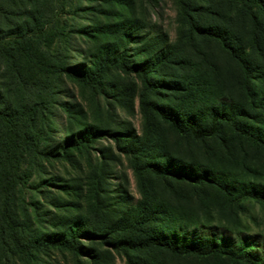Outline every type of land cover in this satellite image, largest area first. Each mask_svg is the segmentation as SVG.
I'll use <instances>...</instances> for the list:
<instances>
[{
  "label": "rangeland",
  "instance_id": "1",
  "mask_svg": "<svg viewBox=\"0 0 264 264\" xmlns=\"http://www.w3.org/2000/svg\"><path fill=\"white\" fill-rule=\"evenodd\" d=\"M211 1L207 5L195 0V12L186 6L189 0H51L41 37L34 42L36 33L8 38L11 43L22 40L20 47L31 49L25 61L34 65L37 58L50 73L51 103L43 117L29 114L26 129L43 134L41 149L65 156L45 160L24 154L20 167L27 185L38 187L26 191L25 201L37 209L21 212L16 202L11 209L26 219L27 234L66 238L78 224L82 234L81 256L50 248L23 260L9 257L8 264H246L225 256L115 247L148 237L179 241L180 230L191 222L215 227L205 236L197 232L191 243L212 241L230 251L231 240L244 239L258 245L259 253L264 249V201L230 203L209 187L179 184L159 173L219 181L229 176L230 185L264 193V150L230 138L225 127L218 140H193L146 106L178 120L191 119L200 127L214 113L244 110L250 118L241 122L264 137V105L259 108L264 98V40L244 54L257 93L250 105L246 77H241L230 52L188 30L191 20L201 27L223 26L220 17L227 0ZM116 55L129 67L143 69L145 77L161 87H147L140 76L111 63ZM64 70L92 73L103 90L91 89ZM252 116L259 120L252 121ZM80 138L94 140L87 149L66 146ZM12 195L15 201L17 192ZM135 210L140 223L129 226Z\"/></svg>",
  "mask_w": 264,
  "mask_h": 264
},
{
  "label": "trees",
  "instance_id": "2",
  "mask_svg": "<svg viewBox=\"0 0 264 264\" xmlns=\"http://www.w3.org/2000/svg\"><path fill=\"white\" fill-rule=\"evenodd\" d=\"M49 1L51 0H0V264H8L9 257L23 260V258L35 256L34 253L40 254L50 248L65 250L75 256L82 255L78 247V241L82 238V234L78 231V226L81 224L75 225L66 238H50L44 235L37 237L26 233L27 230H24L27 226L26 219L11 209L14 202L18 204L17 209L21 212H24L28 207L31 213L37 209L34 203H26L25 201L26 191L37 190L38 187L34 188L27 185L25 171L20 167L21 160L23 162L25 159L23 158L24 154L45 160L65 158L63 153L58 154L45 148L41 149L43 134L40 131H27L26 126L28 125L24 124L30 122L28 117L31 112L43 117L47 106L51 103L49 98L52 96V86L49 81L47 82L50 73L38 62L37 58L34 60V65L25 61V59L30 58L31 49H26L25 46L22 49L20 47L22 40L11 43L8 39L13 35L23 38L24 33L26 36L36 33L31 42H34L38 35L41 37L44 34V31L41 32V30L46 28L48 22L47 11L51 5ZM204 2L207 5L213 3L211 0H204ZM186 6L189 7L190 11L196 12L198 9L195 0H189ZM224 10L223 16L220 17L223 26L201 27L194 20H191L188 24L190 25L188 30L198 38L216 40L223 49L230 52L241 69V77H246L244 83L247 85L245 87L247 100L252 105L257 93L251 83L253 70L247 64L244 54L247 51L246 48H254L255 42L264 40V2L262 3V0H227V6ZM241 18L244 19V22L241 21ZM190 31L186 33L190 35ZM128 37L129 35H127L126 42H129ZM121 60L122 57L116 55L112 57L110 62L121 66L124 72L140 76L147 87L156 89L161 87L159 84L150 82L145 77L143 69L136 66L129 67L127 63ZM64 72L77 78L93 90H103L102 82L92 78V73L83 74L71 70H64ZM241 77L237 83L238 88H242L243 85L240 84ZM259 104V108H263L264 98L260 99ZM146 106L154 110L175 132L193 140L199 142L218 140L220 130L225 127L228 134L233 136L230 138L239 139L255 149L264 150V137L258 136V133L246 128L247 125L241 122V118H250L244 110L231 115L214 113L208 118L206 124L200 127L191 119L178 120L163 109L156 106ZM251 119L254 122L259 120L254 116ZM93 140L80 138L78 142H67L66 146L87 149ZM142 149L143 147L140 150ZM159 173L164 177L170 176L179 184L186 182L193 186L209 187L222 194L225 200L230 203L238 202L240 204L255 198L264 201V193L259 195L248 191L246 187H241L238 183V186L230 185L231 182H227L229 176L223 181H219L208 176L195 175L189 177L182 173L168 171H159ZM256 188L257 190L260 189L259 187ZM262 190L264 191V189ZM14 192L18 194L15 201L12 200L14 199L12 195ZM23 203H26L25 206ZM133 213L129 226L140 223L141 214L137 210ZM175 217L180 220L177 216ZM191 225L197 226V228L191 229ZM214 228H205L199 222H191L185 230H180L183 237L178 239L179 241L148 237L136 243L120 242L115 247L131 251L160 248L177 255L213 256L216 258L225 256L229 260L242 261L246 264H264V249H261L259 253L260 247L258 245L247 243L248 241L244 239L237 241L230 239L232 241L230 251L227 247L218 245L216 242L211 243L212 241L198 244L190 242V239L197 232H201L200 235L205 236L209 231L215 232ZM93 234L97 236L95 232ZM89 235L91 236V234ZM218 236L226 238L224 234Z\"/></svg>",
  "mask_w": 264,
  "mask_h": 264
}]
</instances>
